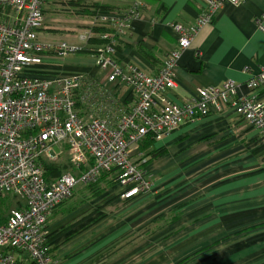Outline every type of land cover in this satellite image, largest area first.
Segmentation results:
<instances>
[{
  "label": "crops",
  "instance_id": "crops-1",
  "mask_svg": "<svg viewBox=\"0 0 264 264\" xmlns=\"http://www.w3.org/2000/svg\"><path fill=\"white\" fill-rule=\"evenodd\" d=\"M63 1L61 7L79 17L72 43L84 48L99 43L98 30L87 43L78 39L93 13H122L138 2L140 16L119 38L115 57L147 74H156L176 47L171 24L192 26L203 11V0H79L76 9ZM53 2H45L37 33L58 31L51 24ZM82 57L59 59L49 52L34 69L86 73L119 100L133 99L129 86L98 80L96 67ZM262 68L264 0L226 3L193 32L176 60V86L167 95L183 104L197 89L225 80L236 82L238 93L245 94L244 82ZM260 94L264 98V87ZM142 153L148 192L121 198L115 181L100 182L99 192L78 185L52 211L47 225L58 264H126L139 257L135 264H264V144L243 118L230 108L210 112L154 140Z\"/></svg>",
  "mask_w": 264,
  "mask_h": 264
},
{
  "label": "built area",
  "instance_id": "built-area-1",
  "mask_svg": "<svg viewBox=\"0 0 264 264\" xmlns=\"http://www.w3.org/2000/svg\"><path fill=\"white\" fill-rule=\"evenodd\" d=\"M240 1L203 0L194 25L172 23L176 47L156 74H147L115 57L117 40L129 30L131 19L140 16L138 2L126 12L93 15L78 34L80 41H89L97 22L111 29L98 33L101 44L84 48L66 40L37 39L46 0H0V264H58L47 241L48 217L77 185L95 182L103 171L114 170L121 198L148 192L150 176L138 151L145 136L157 140L183 123L230 108L264 144V68L244 82L245 94L238 93L236 82L225 80L197 89L183 104L167 95L176 86V60L196 28L226 3ZM49 52L59 59L87 55L92 66L106 72V82L129 86L133 99L119 100L86 73L35 72ZM62 156L73 171L47 179L44 163Z\"/></svg>",
  "mask_w": 264,
  "mask_h": 264
},
{
  "label": "rangeland",
  "instance_id": "rangeland-1",
  "mask_svg": "<svg viewBox=\"0 0 264 264\" xmlns=\"http://www.w3.org/2000/svg\"><path fill=\"white\" fill-rule=\"evenodd\" d=\"M60 1H62V0H55V2H53V3H56L57 5L54 6L55 12L52 15L53 19L51 20L52 26H55L58 29V31H54V32L38 31V33H37L38 38L42 41H45V40L56 41L59 39H63V40H66L68 42H76L77 41L76 38H73L71 35H73V33H72L73 28L79 27V17L77 14L73 13V10L71 8L65 9V8H63L64 5H62V7H61V5L59 4ZM45 24H46V27L48 25H50V23L49 24L45 23ZM82 56H83L82 54L76 53V54L69 55L67 57L79 58ZM82 58L83 59L86 58L85 64L87 65L89 60H90L89 57L87 55H85ZM93 73H94V76H96V78L98 80L105 81L106 72H103L102 70H100L98 68H96V69L94 68ZM123 86H126V85H123ZM57 161L58 162L62 161V163H65L66 171H70L71 164L68 163V160L65 156H62V158H60ZM1 202L3 204L4 201H1ZM139 259H140V257L134 258L126 264H135V262L138 261ZM179 263H181V262H179Z\"/></svg>",
  "mask_w": 264,
  "mask_h": 264
},
{
  "label": "trees",
  "instance_id": "trees-1",
  "mask_svg": "<svg viewBox=\"0 0 264 264\" xmlns=\"http://www.w3.org/2000/svg\"><path fill=\"white\" fill-rule=\"evenodd\" d=\"M62 3L65 4V5H69L72 8H75V9H76V7H79V5H80L79 0H65ZM43 12H44V9H43ZM77 13H79V9L77 10ZM98 13H101V12H95V13H93V15H96ZM92 29L96 30V31L97 30L98 31H105V30H110L111 28L106 23L101 22L100 24H97L94 27H92ZM98 39H99V43L98 44H101L103 42V40H101L99 37H98ZM117 46H118V40H117V43H116V48H117ZM153 141H154V139L151 136H149V135L145 136L138 143V151L142 153L145 149H147L151 145V143ZM142 156L145 158L143 153H142ZM145 161H146V159H145ZM70 171H73L72 167H71ZM66 172H68V171H66L65 163H62V161L61 162L54 161V162H45L44 163V173H45V177L47 179H52V178H55V177H59L60 175H62L63 173H66ZM108 176H109V178H111V180H109V181L107 180ZM102 181H104L105 185H109L110 181L117 182V176H116V173L114 172V170L101 172L99 177H98V179L95 182L87 184V185L90 186V187L91 186L95 187L96 188V192H99L101 190L99 185H100V182H102ZM64 202H62L61 204H63ZM61 204H59V205H61ZM0 214H3V210H0ZM51 237H52V235L49 234L48 235V239H47L48 242L51 241Z\"/></svg>",
  "mask_w": 264,
  "mask_h": 264
}]
</instances>
